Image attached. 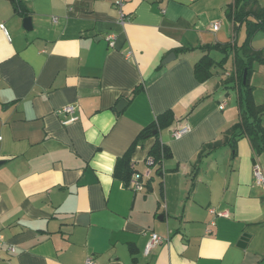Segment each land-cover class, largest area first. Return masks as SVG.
Segmentation results:
<instances>
[{
    "label": "crops",
    "instance_id": "crops-1",
    "mask_svg": "<svg viewBox=\"0 0 264 264\" xmlns=\"http://www.w3.org/2000/svg\"><path fill=\"white\" fill-rule=\"evenodd\" d=\"M232 2L125 0L120 24L114 0H25L26 30L0 0V231L15 246L0 249V264H264V188L252 173L255 162L264 171V153L246 135L202 152L241 110L246 30L227 18ZM225 43L227 53L208 51L211 76L198 81L200 46ZM249 43L264 58V30ZM252 67V97L264 105V62ZM167 109L174 122L159 137L171 155L156 171L153 138L138 143L131 161L149 176L134 190L115 162ZM179 127L188 131L174 138ZM151 231L163 240L144 255Z\"/></svg>",
    "mask_w": 264,
    "mask_h": 264
},
{
    "label": "trees",
    "instance_id": "trees-1",
    "mask_svg": "<svg viewBox=\"0 0 264 264\" xmlns=\"http://www.w3.org/2000/svg\"><path fill=\"white\" fill-rule=\"evenodd\" d=\"M10 1L15 13L23 17L29 15L30 11L25 7V0ZM226 15L232 22L234 28L237 23H245L246 37L239 48L247 59L244 61L240 58L235 65L236 81L240 90L239 98L241 110L238 122L233 125L231 131L225 133L223 140L207 144L204 146L202 152L204 150L209 152L221 144L229 143V141L231 144L232 141L234 142L236 140L237 135H246L254 151L257 154L264 153V126L262 124L264 105L255 104L252 97V86L249 84V75L253 69L252 61L257 60L259 62H264V58L261 57V52L253 49L249 43L251 37L257 31L264 30V8L258 6L255 0H233V2L227 6ZM200 48L203 49L205 54L194 64V74L198 81L203 82L211 76V67L215 63L208 55V51L218 48L222 52L227 53L228 50L232 49V45L230 43L222 45L214 44L200 46ZM222 62L223 59L218 63L221 64ZM245 69L247 70V76L243 82V72ZM139 89L140 88L137 87L132 90V95L137 93ZM173 122L174 114L172 110L167 109L159 113L149 124L142 128L125 154L117 158L114 166V173L120 176L125 184H128L132 173L136 171L131 161L132 150L138 143H142L148 138H153V143L148 151V157L152 159L153 165H156V171H160L163 160L170 157L171 152L169 147L162 143L159 134L161 130L168 128ZM231 146L233 147L232 144Z\"/></svg>",
    "mask_w": 264,
    "mask_h": 264
},
{
    "label": "built area",
    "instance_id": "built-area-1",
    "mask_svg": "<svg viewBox=\"0 0 264 264\" xmlns=\"http://www.w3.org/2000/svg\"><path fill=\"white\" fill-rule=\"evenodd\" d=\"M125 0H114V5L117 9V21L120 24H123L126 22L127 20V15L123 10V4H124ZM55 20V18H54ZM0 27L3 28V24L0 23ZM219 27V23L215 22L212 26L213 30H217ZM106 39L108 41V44L110 46L114 45V39L115 36L114 34H107ZM219 108H222V105L219 106ZM61 112L67 113L68 116L65 120V122H69L72 121L74 119H76V115L75 113V107L73 105H67L65 107H63L61 109ZM188 131L187 127H179L176 128L172 131V136L174 138H179L180 136H182L183 134H185ZM148 159V163L149 164H153L152 163V159L150 157H147ZM252 173H253V178H254V183L258 186H261L262 188H264V171L262 169V167L260 166L259 163L255 162L253 165V169H252ZM149 176V170H147L145 173L143 172H138V171H134L129 179V185L134 189V190H143L144 188V178ZM210 212L215 213L216 215H220V216H225L226 212L224 211H220V212H215L213 209H210ZM213 223V222H211ZM209 231V230H208ZM149 238L144 246L143 249V253L144 255H148L151 250L158 245L163 238L156 232H149ZM5 246L6 250L10 253L15 252V246L11 243H8L5 240L4 235L1 233L0 231V249ZM84 264H96L95 259L92 256H88L85 261Z\"/></svg>",
    "mask_w": 264,
    "mask_h": 264
},
{
    "label": "water",
    "instance_id": "water-1",
    "mask_svg": "<svg viewBox=\"0 0 264 264\" xmlns=\"http://www.w3.org/2000/svg\"><path fill=\"white\" fill-rule=\"evenodd\" d=\"M23 27L26 30H31L32 29V20H31V17L30 16H25L23 18ZM173 57H174V55L173 54H170L169 56H167L165 58V60L163 62H169L171 59H173ZM245 79H246V69L243 72V82L245 81ZM125 105H126V102L124 100H121L119 102V104H118L117 109H122Z\"/></svg>",
    "mask_w": 264,
    "mask_h": 264
}]
</instances>
